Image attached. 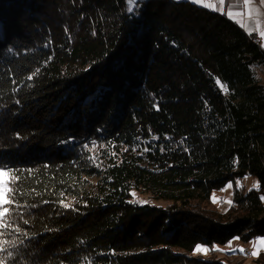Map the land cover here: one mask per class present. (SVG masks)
<instances>
[{
    "label": "trees",
    "instance_id": "1",
    "mask_svg": "<svg viewBox=\"0 0 264 264\" xmlns=\"http://www.w3.org/2000/svg\"><path fill=\"white\" fill-rule=\"evenodd\" d=\"M131 7L0 0V166L22 193L0 264H209L198 244L264 235V49L191 0Z\"/></svg>",
    "mask_w": 264,
    "mask_h": 264
},
{
    "label": "rangeland",
    "instance_id": "2",
    "mask_svg": "<svg viewBox=\"0 0 264 264\" xmlns=\"http://www.w3.org/2000/svg\"><path fill=\"white\" fill-rule=\"evenodd\" d=\"M135 2V0H133ZM260 75L264 81V68ZM259 181L255 176H246L243 179L230 181L225 187L213 192L214 205L223 211H228L234 205L235 189L258 187ZM264 235L255 236L249 240H243L240 236H235L224 244L215 243L213 245L200 243L206 251H195L194 256L210 262L209 264H255L256 260L264 253ZM197 248V247H196ZM243 249L244 251H239ZM259 250V254L253 256L254 251Z\"/></svg>",
    "mask_w": 264,
    "mask_h": 264
},
{
    "label": "crops",
    "instance_id": "3",
    "mask_svg": "<svg viewBox=\"0 0 264 264\" xmlns=\"http://www.w3.org/2000/svg\"><path fill=\"white\" fill-rule=\"evenodd\" d=\"M193 1V0H191ZM197 3V2H196ZM199 4L225 13L248 33L257 32L262 37L264 49V2L262 0H200ZM231 12L232 15H228Z\"/></svg>",
    "mask_w": 264,
    "mask_h": 264
},
{
    "label": "snow or ice",
    "instance_id": "4",
    "mask_svg": "<svg viewBox=\"0 0 264 264\" xmlns=\"http://www.w3.org/2000/svg\"><path fill=\"white\" fill-rule=\"evenodd\" d=\"M136 3L139 2V0H135ZM193 2L199 3L200 0H193ZM264 2V0H262ZM133 3V0H130V8L129 11H133V8L131 7V4ZM221 3H223V0H221ZM245 3H247V0H245ZM228 15H232L231 12L228 13ZM32 77H29L31 79ZM219 84L220 82L217 81ZM221 87L226 86L221 85ZM21 181V176L17 173V170L10 169L6 165L0 166V235H3V229L7 228L8 224L11 223V219H7L9 217H12L16 210L19 207V202L16 200L17 195H21L19 184ZM24 223H27L25 220ZM15 230H19L18 228ZM262 244H264V241H261ZM195 251H206V249H202L200 246H197ZM239 251L243 252V249H240ZM0 252H7L9 257H12V252L8 251L6 248L3 247L2 244H0ZM259 254V250L254 251L252 253L253 256H256Z\"/></svg>",
    "mask_w": 264,
    "mask_h": 264
},
{
    "label": "bare ground",
    "instance_id": "5",
    "mask_svg": "<svg viewBox=\"0 0 264 264\" xmlns=\"http://www.w3.org/2000/svg\"><path fill=\"white\" fill-rule=\"evenodd\" d=\"M249 38H250V40H251L253 43H255V44H258V45H261V44H262L261 39H258V38L255 36L254 32L249 33Z\"/></svg>",
    "mask_w": 264,
    "mask_h": 264
},
{
    "label": "built area",
    "instance_id": "6",
    "mask_svg": "<svg viewBox=\"0 0 264 264\" xmlns=\"http://www.w3.org/2000/svg\"><path fill=\"white\" fill-rule=\"evenodd\" d=\"M255 36L258 38V39H261L262 41V37L257 33V32H254Z\"/></svg>",
    "mask_w": 264,
    "mask_h": 264
}]
</instances>
